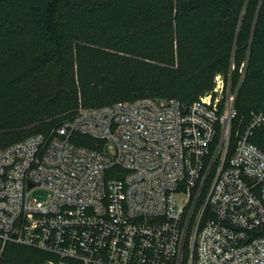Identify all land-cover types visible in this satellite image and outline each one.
<instances>
[{
    "label": "built area",
    "instance_id": "1",
    "mask_svg": "<svg viewBox=\"0 0 264 264\" xmlns=\"http://www.w3.org/2000/svg\"><path fill=\"white\" fill-rule=\"evenodd\" d=\"M219 85L187 107H81L48 135L0 140V258L15 245L42 264H264V152L250 141L264 115L230 154L235 97Z\"/></svg>",
    "mask_w": 264,
    "mask_h": 264
},
{
    "label": "trees",
    "instance_id": "2",
    "mask_svg": "<svg viewBox=\"0 0 264 264\" xmlns=\"http://www.w3.org/2000/svg\"><path fill=\"white\" fill-rule=\"evenodd\" d=\"M112 35L120 43L102 49ZM23 38L44 49L0 95L3 146L50 134L75 116L80 101L99 108L173 98L187 107L213 94L217 77L225 81L224 95L238 90L230 154L236 136L264 115V0H0V65L4 54H18L14 44ZM58 66L55 91L42 102L41 77ZM250 141L264 152V124ZM210 184L190 220L188 256ZM49 258L10 245L0 264Z\"/></svg>",
    "mask_w": 264,
    "mask_h": 264
},
{
    "label": "rangeland",
    "instance_id": "3",
    "mask_svg": "<svg viewBox=\"0 0 264 264\" xmlns=\"http://www.w3.org/2000/svg\"><path fill=\"white\" fill-rule=\"evenodd\" d=\"M119 39L121 38L116 39V37H114L113 35L108 36L105 43L102 44L103 46L102 49H105L108 47L110 48V47L115 46V44H119L120 43ZM14 47H16L18 50L17 55L10 57V55L6 53L3 55V58H2V63L0 65V95L2 92H4V90H6L5 87L7 86V84L13 78L21 74L22 68L24 64L27 62V60L33 57H36L44 49L43 46L37 44L33 40L26 39V38L20 39V41L14 44ZM59 72H60V67L58 66V67L51 68L47 73L42 75L41 77L42 82H40V88H41L40 91L43 93L42 102H45L46 100H48V98H50L53 92L55 91L54 79ZM221 81L222 82L220 83V85L217 82V87L218 85L220 87L221 86L223 87L225 85V81L222 77H221ZM237 94H238V90H236L235 93H233L235 97V101H236ZM115 100H118V99H115ZM111 102H114V100H112ZM2 106H3L2 102L0 101V112H1ZM81 107H84V105L80 101L79 106L76 110H78Z\"/></svg>",
    "mask_w": 264,
    "mask_h": 264
},
{
    "label": "water",
    "instance_id": "4",
    "mask_svg": "<svg viewBox=\"0 0 264 264\" xmlns=\"http://www.w3.org/2000/svg\"><path fill=\"white\" fill-rule=\"evenodd\" d=\"M36 197H46V193H35Z\"/></svg>",
    "mask_w": 264,
    "mask_h": 264
}]
</instances>
